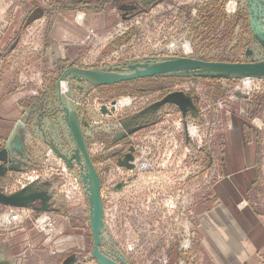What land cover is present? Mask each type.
<instances>
[{"label":"rangeland","instance_id":"1","mask_svg":"<svg viewBox=\"0 0 264 264\" xmlns=\"http://www.w3.org/2000/svg\"><path fill=\"white\" fill-rule=\"evenodd\" d=\"M251 6L0 0V101L21 93L19 113L0 117V151L14 131L25 148L0 161V193L28 197L22 207L0 203V241L17 238L22 264H102L94 257L83 154L67 162L55 150L75 155L78 132L101 184L100 252L117 264H218L211 251L218 237L202 220L223 203L216 186L228 177L224 157L235 127L255 148L248 198L238 209L247 204L264 217V73L182 68L108 84L84 74L121 76L180 58L264 64ZM179 93L185 98L166 100ZM242 264H264V242Z\"/></svg>","mask_w":264,"mask_h":264},{"label":"crops","instance_id":"2","mask_svg":"<svg viewBox=\"0 0 264 264\" xmlns=\"http://www.w3.org/2000/svg\"><path fill=\"white\" fill-rule=\"evenodd\" d=\"M74 30L72 31L78 32ZM3 86L1 85L0 90H3ZM20 96L21 93L10 94L0 101L1 118L13 119L19 113ZM0 123H3L2 119ZM234 130L237 134L233 137L224 157V171L228 177L216 186L223 203L202 220L204 226L209 227L211 235L218 237L217 240L211 239V244L214 245L211 251L218 264H242L243 261H252L264 242V217L256 215L254 209L247 204L244 209H238V204L248 198V187H245V183L248 179L246 176L249 175L247 170L254 162L252 158L255 148L240 135L239 127H235ZM18 243L17 238L0 241V260H3L1 262L22 264L26 258L24 259V255L21 254L23 246ZM217 243L223 246L219 248ZM14 258L19 259L14 261Z\"/></svg>","mask_w":264,"mask_h":264},{"label":"water","instance_id":"3","mask_svg":"<svg viewBox=\"0 0 264 264\" xmlns=\"http://www.w3.org/2000/svg\"><path fill=\"white\" fill-rule=\"evenodd\" d=\"M139 67L134 73H127L122 74L121 76H108V77H102V74H100L97 71L93 72H84L92 82L97 81L101 84H108V83H114V82H121L122 80H133L141 77H151L153 75H159L170 71H178L180 69H188L189 71H198L202 72V74H210L213 76H228V75H253V74H259L264 73V64H257V65H248V64H231V63H217V62H206L203 60L198 59H176L167 61L165 63H159V64H139ZM205 72V73H204ZM183 103V102H182ZM65 117L68 118V111L65 113ZM26 120H22L21 122L25 123ZM14 135L11 136L9 139L6 147L4 150L0 151V161H7L8 154L12 153L14 149L18 153H23V147L20 140V137L18 136L17 132L14 131ZM77 150L76 154L72 155V157H67L64 153H61L58 148H56V152L60 157L64 159V161L69 162L73 158H77L78 161L80 160V153L82 152L83 160L85 162H81L82 165V176L84 178L85 184H86V190H88V202L91 205V219H92V227H93V234L95 238V251H94V257L101 260L100 263L102 264H117L116 262H113L110 260L109 257H107L106 254H102L100 252L99 245L102 242V229L105 226V222L103 219V209H102V200H101V190H100V179L97 173L95 172L93 168L92 161H90L87 147H85L84 139L81 135V132L77 133ZM87 183L90 185L89 188H87ZM27 196H20V195H14V194H2L0 193V203L5 204L7 206L13 205V206H24L25 200H27Z\"/></svg>","mask_w":264,"mask_h":264},{"label":"bare ground","instance_id":"4","mask_svg":"<svg viewBox=\"0 0 264 264\" xmlns=\"http://www.w3.org/2000/svg\"><path fill=\"white\" fill-rule=\"evenodd\" d=\"M251 5H252L251 10L253 12L254 20H255L256 24H258V26L255 24L257 33L260 35H264V33H263V31H264V0H251ZM246 79L247 80H246L245 84L249 86L250 85L249 83H251V82H249L248 78H246ZM8 161L11 162L10 159H8L7 162ZM43 221H45V219Z\"/></svg>","mask_w":264,"mask_h":264},{"label":"flooded vegetation","instance_id":"5","mask_svg":"<svg viewBox=\"0 0 264 264\" xmlns=\"http://www.w3.org/2000/svg\"><path fill=\"white\" fill-rule=\"evenodd\" d=\"M63 85V88H64V86H65V84L63 83L62 84ZM181 98H185V97H183V95H182V93H179V94H173L172 96H169V98H167L166 100H175V99H181ZM165 100V101H166ZM188 104V103H187ZM184 106L186 105V103H184L183 104ZM106 110L104 109V112H105ZM148 113L147 112H143V113H141V115H143V116H146V117H148V119L151 121L152 120V116L150 117L149 115H147ZM147 123H149V122H147ZM143 126H144V124H143ZM142 127V126H141ZM24 150H25V148H23ZM38 150V149H37ZM134 150V149H133ZM37 152V151H36ZM24 153V152H23ZM22 153V154H23ZM116 154H120V152H118V153H116ZM122 157V155L121 156H118L117 157V161L120 163H122L123 162V159L121 158ZM128 161L130 160V159H127ZM128 163V162H127ZM25 165V164H24ZM17 168V167H16ZM18 169H20V170H22V168H19L18 167ZM24 169H25V166H24ZM101 185V184H100ZM70 259H71V257L69 258V260L67 261V263H69V261H70Z\"/></svg>","mask_w":264,"mask_h":264}]
</instances>
